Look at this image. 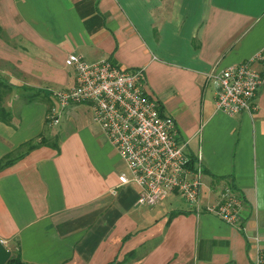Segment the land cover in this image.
I'll return each instance as SVG.
<instances>
[{"label": "crops", "instance_id": "0c3cea01", "mask_svg": "<svg viewBox=\"0 0 264 264\" xmlns=\"http://www.w3.org/2000/svg\"><path fill=\"white\" fill-rule=\"evenodd\" d=\"M71 52L142 69L144 92L201 157L194 206L154 208L175 194L138 205L110 143L70 116L49 130L52 92L75 82ZM255 54V110L217 111L207 73ZM0 86V240L23 263L251 264L264 250V0H0ZM222 187L241 198L242 229L200 210Z\"/></svg>", "mask_w": 264, "mask_h": 264}, {"label": "built area", "instance_id": "2783aa9c", "mask_svg": "<svg viewBox=\"0 0 264 264\" xmlns=\"http://www.w3.org/2000/svg\"><path fill=\"white\" fill-rule=\"evenodd\" d=\"M257 56L207 73L217 111L232 116L255 110V97L263 82L253 66ZM64 64L73 69L75 82L52 92L56 104L46 113L49 124H57L68 106L87 103L93 120L126 168L117 174L118 184L136 188L138 205L152 207L175 194L194 206L201 184V157L185 152L176 139L172 117L161 114L158 102L144 92L142 69L120 68L108 58L90 62L74 52L66 55ZM241 209L236 191L222 187L215 202L200 210L242 229ZM253 239L258 245V236ZM251 264H264V250L258 246Z\"/></svg>", "mask_w": 264, "mask_h": 264}, {"label": "rangeland", "instance_id": "374dc122", "mask_svg": "<svg viewBox=\"0 0 264 264\" xmlns=\"http://www.w3.org/2000/svg\"><path fill=\"white\" fill-rule=\"evenodd\" d=\"M1 88L2 87L0 86V89ZM70 109H73V110L70 112ZM64 114H65V116H64ZM69 116L73 118V122H74V124L78 130L87 129L90 132L94 131L98 134V136H101V138H100L101 143H103V144L108 143L109 144V142L107 141L108 140L107 137L106 136L104 137V135H103L104 133L101 132L102 131L101 127L99 126L98 123H96L93 120L91 109L90 108L87 109V106H84V105H75L74 104L72 106H68L64 111L61 112V114L59 116V123L56 124L55 126H52V127L49 126V130L50 131L59 130V129L61 130V127L64 126V124L66 123L65 118L69 117ZM85 140H86L88 147L90 148V151H92V149L94 148L93 144L87 138ZM119 164L123 166L121 161L119 162ZM123 170H124V168H123ZM182 201L183 200H181V198H179L177 196L176 197L168 196L165 200H163L160 204L156 205L154 208L158 209V210H160V209L163 210L164 208L169 209L170 207L175 208V207H179V202H182ZM14 257H16V255H14ZM117 262H119V260H116L114 262V264ZM5 264H9V260Z\"/></svg>", "mask_w": 264, "mask_h": 264}, {"label": "trees", "instance_id": "16d2710c", "mask_svg": "<svg viewBox=\"0 0 264 264\" xmlns=\"http://www.w3.org/2000/svg\"><path fill=\"white\" fill-rule=\"evenodd\" d=\"M7 115H8L7 112L0 106V119H5ZM26 146H28V148L35 147V145L29 144V143ZM4 163H5V165L10 164V163H12V159L5 160ZM129 254H127V257L129 256ZM114 262L115 261H113L110 264H114ZM9 264H25V263H23L20 260L18 255H16V257H14V255H11V257L9 258ZM115 264H122V261H119V262H117Z\"/></svg>", "mask_w": 264, "mask_h": 264}, {"label": "water", "instance_id": "95a60500", "mask_svg": "<svg viewBox=\"0 0 264 264\" xmlns=\"http://www.w3.org/2000/svg\"><path fill=\"white\" fill-rule=\"evenodd\" d=\"M11 257V251L0 240V264H5Z\"/></svg>", "mask_w": 264, "mask_h": 264}]
</instances>
